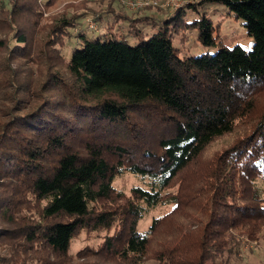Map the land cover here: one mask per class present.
Instances as JSON below:
<instances>
[{
  "label": "trees",
  "instance_id": "trees-1",
  "mask_svg": "<svg viewBox=\"0 0 264 264\" xmlns=\"http://www.w3.org/2000/svg\"><path fill=\"white\" fill-rule=\"evenodd\" d=\"M59 1L0 0V264H231L264 239V0L45 16ZM206 3L243 20L252 49L223 47L206 14L186 26L218 50L176 47L169 23ZM101 25L119 32L89 34ZM125 173L142 184L118 189ZM82 232L101 240L73 252Z\"/></svg>",
  "mask_w": 264,
  "mask_h": 264
},
{
  "label": "rangeland",
  "instance_id": "rangeland-1",
  "mask_svg": "<svg viewBox=\"0 0 264 264\" xmlns=\"http://www.w3.org/2000/svg\"><path fill=\"white\" fill-rule=\"evenodd\" d=\"M127 0H62L57 3V5L51 7L44 13L45 16L54 17V16H62L63 9L65 5L71 4L68 7V11L76 12L77 10H81L86 7H93L95 9H106L113 8L116 11L121 10L129 15L132 14H163L165 12H169L170 10L176 8L172 5V0H150L151 3L139 8H130L125 3ZM147 1V0H144ZM175 1V0H174ZM178 2L185 3L188 0H177ZM72 7V8H71ZM203 14L210 16L214 23H220L218 28V34L220 35V41L223 47H233L234 45H240L246 50L252 49L254 45V37L250 35L244 26L243 20L236 19L233 16H229L226 12V9L221 4H211L206 3L203 6H199V11L194 10L191 6H185L184 11L181 13L179 17H182L183 20L174 21L172 20L169 25H173L169 30L173 35V43L176 47L181 48L182 52L190 53V54H200L204 52L214 53L218 50V47H207L201 43L199 40V29L193 26H186L187 22H192L196 19H200ZM163 16H157V18ZM106 19V18H105ZM124 23H129V19H125ZM96 25V24H95ZM93 25V27L95 26ZM92 27V28H93ZM125 29V27H123ZM155 31V28L147 27L144 29L142 33V37L147 39L150 37V33ZM106 32H111L113 34L119 32L118 27H114L108 29L103 25L99 26L97 30L94 32H89L92 36H98L100 34H104ZM114 36V35H113ZM115 37L121 38L125 37L128 42L132 45H135L138 41V37L136 35H132L130 33H123V35H115ZM103 38H106L103 36ZM264 93V88L261 89ZM258 95V93H257ZM258 97V96H257ZM232 136H227L221 140L215 141L206 151L205 156L209 157L216 153V150L219 148L223 149L226 145L229 144ZM220 150V149H219ZM218 151V150H217ZM142 184V181L139 177L134 176L131 173H125L123 175L115 178L113 185L118 189H121L125 192H129L130 188L133 185ZM171 209V205H163L155 208H151L148 212H146L143 219L139 221L138 229L140 231H146L152 222V217L160 216ZM101 238L98 237H90L85 232L80 233V235L74 239L72 244V251L75 252L77 249H80L84 246H92L99 244ZM236 254L231 257V264H264V239L259 241H249L247 243L243 242L241 246L236 250ZM146 264H151L148 262Z\"/></svg>",
  "mask_w": 264,
  "mask_h": 264
},
{
  "label": "built area",
  "instance_id": "built-area-1",
  "mask_svg": "<svg viewBox=\"0 0 264 264\" xmlns=\"http://www.w3.org/2000/svg\"><path fill=\"white\" fill-rule=\"evenodd\" d=\"M125 3L130 8H139V7H144V6L148 5V4H150L151 1L150 0H147V1H144V0H127V2L125 1ZM171 3L172 4H169V5H172L173 7H177V6H179L181 4L177 0H175V1L172 0Z\"/></svg>",
  "mask_w": 264,
  "mask_h": 264
}]
</instances>
